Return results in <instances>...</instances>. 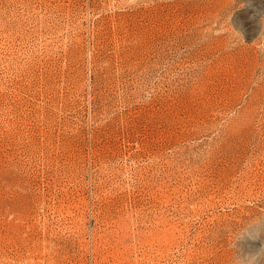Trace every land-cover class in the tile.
<instances>
[{
    "label": "rangeland",
    "instance_id": "obj_1",
    "mask_svg": "<svg viewBox=\"0 0 264 264\" xmlns=\"http://www.w3.org/2000/svg\"><path fill=\"white\" fill-rule=\"evenodd\" d=\"M0 264H264V0H0Z\"/></svg>",
    "mask_w": 264,
    "mask_h": 264
}]
</instances>
